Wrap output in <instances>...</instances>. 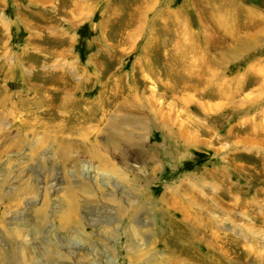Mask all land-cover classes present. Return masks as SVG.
Listing matches in <instances>:
<instances>
[{
  "label": "rangeland",
  "instance_id": "rangeland-1",
  "mask_svg": "<svg viewBox=\"0 0 264 264\" xmlns=\"http://www.w3.org/2000/svg\"><path fill=\"white\" fill-rule=\"evenodd\" d=\"M0 264H264V0H0Z\"/></svg>",
  "mask_w": 264,
  "mask_h": 264
}]
</instances>
